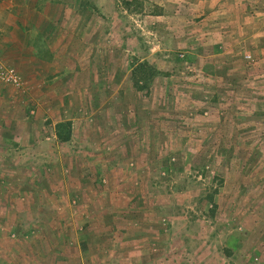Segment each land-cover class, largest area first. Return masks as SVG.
<instances>
[{"label": "rangeland", "instance_id": "rangeland-1", "mask_svg": "<svg viewBox=\"0 0 264 264\" xmlns=\"http://www.w3.org/2000/svg\"><path fill=\"white\" fill-rule=\"evenodd\" d=\"M0 264H264V0H0Z\"/></svg>", "mask_w": 264, "mask_h": 264}, {"label": "crops", "instance_id": "crops-1", "mask_svg": "<svg viewBox=\"0 0 264 264\" xmlns=\"http://www.w3.org/2000/svg\"><path fill=\"white\" fill-rule=\"evenodd\" d=\"M18 44V46L21 48V50H19L18 52H10V49H14L12 48V46H5L4 48H2V51L5 53V57L8 58V56L11 57V59H7L6 61H10V63H13V61L15 62V64L19 67V66H23L24 68H28L31 69V73L33 74V79L35 81H40L38 79L37 76L34 77V75H36V72L38 69V65L36 63V61L32 62L31 67H29V60L27 59V57L24 55L25 51L24 46L20 43V42H16ZM13 60V61H12ZM47 66H49L48 71L50 70V64H47ZM37 79V80H36Z\"/></svg>", "mask_w": 264, "mask_h": 264}, {"label": "built area", "instance_id": "built-area-1", "mask_svg": "<svg viewBox=\"0 0 264 264\" xmlns=\"http://www.w3.org/2000/svg\"><path fill=\"white\" fill-rule=\"evenodd\" d=\"M6 77H7L8 79H13V80H16V79H17L16 76L13 75L11 72H9L8 75H6Z\"/></svg>", "mask_w": 264, "mask_h": 264}]
</instances>
